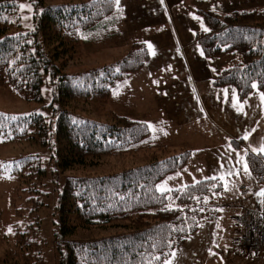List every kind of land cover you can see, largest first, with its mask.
<instances>
[{
  "label": "trees",
  "instance_id": "obj_1",
  "mask_svg": "<svg viewBox=\"0 0 264 264\" xmlns=\"http://www.w3.org/2000/svg\"><path fill=\"white\" fill-rule=\"evenodd\" d=\"M18 2L0 0V88H10L27 102L42 103V86L48 84L51 115L0 112L5 114L0 117L1 143L24 142L26 149L36 150L7 162L15 196L11 232L0 233V264H48L49 243L42 227L46 209L57 264H165L203 220L216 218L212 203L222 199L224 183L213 178L159 190L190 161L188 150L164 158L155 154L143 165L111 173L64 176L59 186L49 182L48 177L76 168H95L110 158L122 160L144 146L156 149L164 130L152 131L126 111L129 78L149 58L143 43L130 44L112 64L80 75L65 71L67 60L83 44L121 38L124 14L115 0L61 5L30 0L34 27L28 33L14 31L20 20ZM199 13L205 29L197 32L196 41L203 56L240 58L212 84L233 87L238 100L264 90V7ZM78 102L107 106L104 119L77 114L70 105ZM113 102L118 105L111 107ZM245 161L252 176L262 182L264 158L249 153Z\"/></svg>",
  "mask_w": 264,
  "mask_h": 264
},
{
  "label": "rangeland",
  "instance_id": "obj_2",
  "mask_svg": "<svg viewBox=\"0 0 264 264\" xmlns=\"http://www.w3.org/2000/svg\"><path fill=\"white\" fill-rule=\"evenodd\" d=\"M37 1V0H36ZM43 5H61L87 0H41ZM122 8L125 20L121 25V38L109 39L100 44L85 43L65 64L69 75L112 64L126 54L130 44L143 43L149 58L129 78V87L138 109L139 121L151 128L155 120L168 122L167 135L161 136L156 149L144 146L137 152L126 154L124 159L110 158L95 168H76L62 176L48 177L61 185L64 176L106 174L124 168L143 165L153 159L173 156L191 150L193 155L184 169L175 177L164 180L158 189L172 190L218 177L224 183L222 199L215 200V219L202 221L198 231L175 248L165 264H264V253L258 259L240 251L237 236L238 216L244 208H260L264 180L258 182L246 165L247 154H260L264 158V90L255 91L243 100L228 101L227 94L234 89L213 87L216 76L233 62L236 55L206 59L197 44L196 34L205 29L199 11L220 14L233 11L260 9L264 0H115ZM21 5L25 7L21 8ZM19 27L17 33L33 30L32 4L19 0ZM158 77H154L153 72ZM43 102H27L10 88H0V112L10 115L40 113L49 117L51 91L42 86ZM120 99H123L122 95ZM111 103L118 105V103ZM122 104V103H121ZM120 104V105H121ZM77 114L104 119L107 106L72 103ZM122 107V105H121ZM247 137V138H245ZM234 141L236 145H232ZM0 140V233H7L11 225V198L14 184L9 178L8 161L21 154L35 153V148L17 142ZM11 176V175H10ZM51 185V183H50ZM53 188V187H49ZM244 188V191H238ZM51 190V189H50ZM51 194L53 191H49ZM26 199V198H25ZM22 201L21 207H25ZM55 202L54 193L51 203ZM50 209L42 212L43 237L49 243L46 252L48 264H57V254L50 226ZM95 222L99 223L98 220ZM88 234L83 235L87 237ZM77 235L75 238H83ZM239 237V236H238ZM0 249V255L2 252ZM247 257L240 262V259Z\"/></svg>",
  "mask_w": 264,
  "mask_h": 264
},
{
  "label": "built area",
  "instance_id": "obj_3",
  "mask_svg": "<svg viewBox=\"0 0 264 264\" xmlns=\"http://www.w3.org/2000/svg\"><path fill=\"white\" fill-rule=\"evenodd\" d=\"M262 196L260 208H244L238 217L240 235L237 243L242 252L264 253V192Z\"/></svg>",
  "mask_w": 264,
  "mask_h": 264
},
{
  "label": "crops",
  "instance_id": "obj_4",
  "mask_svg": "<svg viewBox=\"0 0 264 264\" xmlns=\"http://www.w3.org/2000/svg\"><path fill=\"white\" fill-rule=\"evenodd\" d=\"M124 20H125V16H124ZM160 72V70H157V71H155V72H153V75H155L154 77H158V75H157V72ZM213 83V82H212ZM212 86L215 88V86L212 84ZM224 87H228V86H224ZM217 88H220V87H217ZM233 88V87H232ZM234 89V88H233ZM235 91V90H234ZM129 93H130V95H128V97H129V99L127 100V101H125V106H126V111H127V114H128V116H130L132 119H135V120H137L138 119V117L137 116H135V115H137V113L138 112H140L139 111V109H138V106L136 105V103H135V101H134V98H133V95H132V89L129 87ZM235 94H236V92H235ZM234 98H237V97H234V94L232 93V92H230L229 91V93L227 94V100L228 101H233V100H235ZM136 109H138V112H136ZM146 123V122H145ZM154 123H157V124H155L154 125V127L153 128H151L150 126V129L153 131V130H157V129H160L161 127H162V129L164 130V135H162V136H164V138H165V135H167V133H166V131H168V129H171L172 131H176V130H174L172 127L171 128H169L168 127V125L167 124H169L168 122H165V121H161V118H160V120L159 121H157V120H155V122ZM163 125V126H162ZM160 140V139H159ZM188 151H190L191 152V154L193 155V153H192V151L191 150H188ZM192 155H191V158H192ZM216 178H218V177H216ZM241 189H244V188H241ZM241 189L240 188H238V191H241ZM245 190V189H244ZM239 217V216H238ZM240 229V228H239ZM240 235V230H239V233H238V236ZM238 236H237V238H238ZM237 241V240H236ZM242 252V251H241ZM242 254H244L245 256L246 255H248V254H251L252 255V257H253V259H258V256H259V254L260 253H258V254H253V253H250V252H242ZM245 256H243L244 258H242V259H240V262H242L243 260H246V258L247 257H245Z\"/></svg>",
  "mask_w": 264,
  "mask_h": 264
},
{
  "label": "snow or ice",
  "instance_id": "obj_5",
  "mask_svg": "<svg viewBox=\"0 0 264 264\" xmlns=\"http://www.w3.org/2000/svg\"><path fill=\"white\" fill-rule=\"evenodd\" d=\"M25 7V5H21V8ZM253 87H255V85H253ZM5 114H2L0 113V117H4ZM5 118H8V119H16V117H5ZM247 138V137H245ZM262 151H264V149H262ZM9 232H11V229H9Z\"/></svg>",
  "mask_w": 264,
  "mask_h": 264
}]
</instances>
